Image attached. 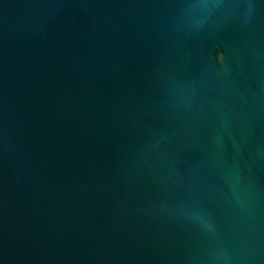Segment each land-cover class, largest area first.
Segmentation results:
<instances>
[{"label":"water","instance_id":"obj_1","mask_svg":"<svg viewBox=\"0 0 264 264\" xmlns=\"http://www.w3.org/2000/svg\"><path fill=\"white\" fill-rule=\"evenodd\" d=\"M0 264H264V0H0Z\"/></svg>","mask_w":264,"mask_h":264}]
</instances>
